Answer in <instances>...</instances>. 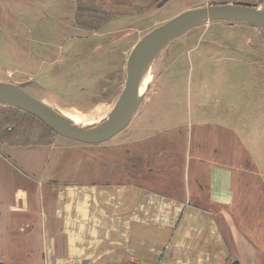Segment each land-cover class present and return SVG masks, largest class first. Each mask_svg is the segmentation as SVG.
Instances as JSON below:
<instances>
[{
  "label": "rangeland",
  "instance_id": "obj_1",
  "mask_svg": "<svg viewBox=\"0 0 264 264\" xmlns=\"http://www.w3.org/2000/svg\"><path fill=\"white\" fill-rule=\"evenodd\" d=\"M223 4L264 10V0H0V81L23 87L71 124L97 129L114 111L129 56L146 35L185 11ZM137 99L128 126L102 143L64 137L0 101V264L4 239L42 234L34 214L45 212V184L66 182L65 161L74 169L87 147L97 162L98 150L114 142L165 150L193 119L218 125L241 168L256 170L264 201V29L237 20L188 29L155 56ZM162 162L170 173L178 163L176 156ZM241 179L249 184L248 173ZM259 214L264 203L250 215Z\"/></svg>",
  "mask_w": 264,
  "mask_h": 264
},
{
  "label": "crops",
  "instance_id": "obj_2",
  "mask_svg": "<svg viewBox=\"0 0 264 264\" xmlns=\"http://www.w3.org/2000/svg\"><path fill=\"white\" fill-rule=\"evenodd\" d=\"M184 125L165 150L114 142L97 162L87 147L74 169L65 161L66 182L45 184L34 214L42 234L4 239L3 264H264L256 170L241 168L217 124Z\"/></svg>",
  "mask_w": 264,
  "mask_h": 264
},
{
  "label": "water",
  "instance_id": "obj_3",
  "mask_svg": "<svg viewBox=\"0 0 264 264\" xmlns=\"http://www.w3.org/2000/svg\"><path fill=\"white\" fill-rule=\"evenodd\" d=\"M215 20L249 22L264 29V10L235 4L201 7L185 11L154 29L131 52L126 86L114 111L99 130L85 131L69 125L38 98L13 83L0 81V101L32 113L64 137L86 143L106 142L128 126L139 106L137 93L141 68L175 37L201 22Z\"/></svg>",
  "mask_w": 264,
  "mask_h": 264
},
{
  "label": "bare ground",
  "instance_id": "obj_4",
  "mask_svg": "<svg viewBox=\"0 0 264 264\" xmlns=\"http://www.w3.org/2000/svg\"><path fill=\"white\" fill-rule=\"evenodd\" d=\"M153 63V58L150 59L140 70V73H139V86H138V93H137V98L139 97V94H140V91L141 89L146 85V75L148 73V70L151 66V64ZM43 104H45L46 106H48L51 110H53V112L58 115L63 121H65L66 123H68L69 125L77 128V129H81V130H85V131H92L94 129H90V128H87V127H82V126H77V125H74V124H71L69 122H67L60 114H58L56 111H54V109H52L48 104H46L45 102L42 101ZM137 103H140V99H137ZM84 126V125H83ZM104 126V125H103ZM103 126L95 129V130H99L101 129Z\"/></svg>",
  "mask_w": 264,
  "mask_h": 264
}]
</instances>
